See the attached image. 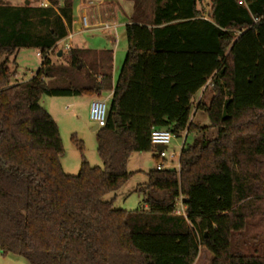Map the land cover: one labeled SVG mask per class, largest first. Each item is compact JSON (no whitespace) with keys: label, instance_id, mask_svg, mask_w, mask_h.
<instances>
[{"label":"trees","instance_id":"16d2710c","mask_svg":"<svg viewBox=\"0 0 264 264\" xmlns=\"http://www.w3.org/2000/svg\"><path fill=\"white\" fill-rule=\"evenodd\" d=\"M46 1L0 0V252L28 264H193L203 246L210 264H264V247L235 243L250 219H264V0H208L207 11L204 0H134L115 81L110 49L49 58L69 33L73 0ZM21 49L42 61L15 83L9 63ZM201 89L194 109L204 126L191 118ZM107 92L96 130L102 165L82 155L78 172L66 173L41 96ZM153 128L195 138L182 143L178 169H150L136 185L141 207L115 208L105 196L133 174L131 153L153 150ZM178 198L186 218L174 213Z\"/></svg>","mask_w":264,"mask_h":264},{"label":"rangeland","instance_id":"374dc122","mask_svg":"<svg viewBox=\"0 0 264 264\" xmlns=\"http://www.w3.org/2000/svg\"><path fill=\"white\" fill-rule=\"evenodd\" d=\"M9 2L17 5L25 3L27 0H8ZM32 5L38 4L40 0H29ZM124 5V9H131V5L127 1H121ZM93 4L96 2L93 0ZM209 8V1L204 0V10ZM75 19L76 23L73 25L72 38H64L57 42V50L52 51L49 54V58L56 64L64 63L67 50L64 48L65 44H69L72 47H88L93 49H113L114 51V74H118V68L121 65L124 55L127 49V42L124 37V22L121 17V13L115 17L108 18H95L89 17V29H84L80 20V17ZM96 21V22H95ZM97 21L109 23L115 25V29L110 32L102 31L100 28L91 26V24L98 23ZM116 38V42L110 41V37ZM61 50V55L58 56V52ZM37 50L34 49H21L14 57H11L9 67L15 70L16 75L26 81L33 77L37 72L42 56L36 55ZM117 58V59H116ZM120 63V64H119ZM211 92L209 89L204 94V100L207 101ZM92 96L93 98H103ZM65 96H41L39 104L49 113L52 117H58L55 120L57 122L59 134L63 145V153L60 157V163L67 173L76 174L79 169V164L82 155L86 161L92 166H101L102 162L96 151V130H92L94 123L88 118L89 111V98L87 95L73 96V104H68V99ZM197 98L192 100L193 110L191 118L193 122L198 126H204L209 123L207 115L201 110H195ZM75 135L76 138L82 143V150H80L71 140V135ZM195 138V134L189 133L186 137H173L165 151L167 158L163 163L170 168H178V156L182 143L185 141L187 144L191 143ZM175 155L171 157L172 152ZM156 147L152 151L146 152H133L130 154L127 160V170L135 171L133 175L124 183L120 189L114 194H107L106 199L113 197V207L124 209L127 211L135 210L142 205V195L135 190L137 183L146 181L145 172L149 169H153L157 161L152 157V153L157 154ZM252 237H255L253 240ZM245 241L246 244L242 245L241 242ZM236 244H241L242 251L251 250L252 244H256L259 247H264V219L254 218L248 221V225L245 231L244 239L240 238L235 241ZM212 255L203 247L200 246L197 257L193 264H210ZM0 264H28L27 261L18 255L6 254L3 255L0 252Z\"/></svg>","mask_w":264,"mask_h":264},{"label":"crops","instance_id":"0c3cea01","mask_svg":"<svg viewBox=\"0 0 264 264\" xmlns=\"http://www.w3.org/2000/svg\"><path fill=\"white\" fill-rule=\"evenodd\" d=\"M27 1L30 2L29 0H27ZM40 1H42V0H40ZM121 1H127V2L130 3L131 9L129 10V13H128V9L127 10L124 9V5H122ZM95 2H96V4L94 5L93 4V0H73L72 1V14H73V17H72V24H71V27H70L69 33H68V35L70 34L71 36L68 37V35H67L66 38L70 39L73 36V33H72L73 32V25L76 23V19H75V16H74L75 14H77L76 18L81 17L82 15H86L87 18H88V22H89V17L92 20L95 19V18L104 19V18H108V17H115V16L118 15V12H120L121 13V17L123 18V22L125 24L130 22V19H131L132 14H133V3H134V0H95ZM97 22L98 23H94L93 22V24H91V26L97 25L98 28H100L102 31H106V32H110L111 30H113V29L104 30L100 26V24L104 23V22H100V21H97ZM125 24H124V26H125ZM89 26H90V24H89ZM84 29H89V27L88 28H84ZM110 41L116 42V38L110 37ZM76 47H79V46H76ZM79 48H88V47H79ZM88 49H93V48H88ZM94 50H101V49H94ZM110 50L112 51V56H113V59H114V55H113L114 51H113V49H110ZM119 67H120V65L118 67H116V70H117V68L119 70ZM116 77H117L116 74H114V63H113V60H112V80L115 81ZM14 80H15V83L23 81L22 78H19L16 74H15ZM201 94H202V89L199 92H197V94L194 96V98H197V101H198V99L200 98ZM110 95H111V92H107V93H105V96L103 98H107V101H109ZM73 96H78L79 97L80 95L65 96L66 97L65 99H68L67 100V102H69L68 104H73V100H72ZM88 98H89V103H90V101H91V99L93 97L92 96H88ZM52 118L55 121V120H57L56 118H58V117H52ZM56 124H57V122H56ZM154 154L155 153H152V157H153ZM130 172L134 173L135 171H130ZM146 173H147V171L145 172V174ZM146 179H147V175H146ZM144 182L145 181L139 182V183H144ZM139 183H137V184H139Z\"/></svg>","mask_w":264,"mask_h":264},{"label":"built area","instance_id":"2783aa9c","mask_svg":"<svg viewBox=\"0 0 264 264\" xmlns=\"http://www.w3.org/2000/svg\"><path fill=\"white\" fill-rule=\"evenodd\" d=\"M241 3V2H239ZM39 5L42 7L48 6V2L46 0H42L39 2ZM80 22L84 28L89 27L88 18L86 15H82L80 17ZM101 28L104 30L115 29V25H111L109 23H101ZM71 35L69 34L68 37ZM66 50L70 49L69 44H65L64 47ZM57 43L54 48L49 52L57 50ZM37 56H42L39 51L36 52ZM107 98H92L89 104L88 118L89 120L97 126V128H101L105 125L106 122V114H107ZM174 135L167 129L161 128H153L150 132V143L154 146H163V149L158 150L157 156L159 160L155 164L156 170H161L166 168L167 166L163 163V161L167 158V153L165 151L166 147L171 142ZM175 155V152H172L171 157ZM178 169V168H177ZM174 213L176 215L182 216L186 218L185 205L182 203L181 198H178L175 202Z\"/></svg>","mask_w":264,"mask_h":264},{"label":"water","instance_id":"95a60500","mask_svg":"<svg viewBox=\"0 0 264 264\" xmlns=\"http://www.w3.org/2000/svg\"><path fill=\"white\" fill-rule=\"evenodd\" d=\"M25 4H28V1H26ZM61 53H62L61 51L58 52V56H60ZM97 129H98V128H97L96 125H94L93 128H92V130H97ZM156 148H157V150H161V149H163V146H157Z\"/></svg>","mask_w":264,"mask_h":264}]
</instances>
